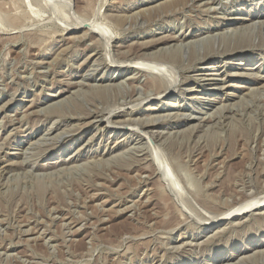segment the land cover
<instances>
[{"label":"rangeland","instance_id":"obj_1","mask_svg":"<svg viewBox=\"0 0 264 264\" xmlns=\"http://www.w3.org/2000/svg\"><path fill=\"white\" fill-rule=\"evenodd\" d=\"M185 1L0 0V264H264V206L214 222L264 197V0Z\"/></svg>","mask_w":264,"mask_h":264},{"label":"bare ground","instance_id":"obj_2","mask_svg":"<svg viewBox=\"0 0 264 264\" xmlns=\"http://www.w3.org/2000/svg\"><path fill=\"white\" fill-rule=\"evenodd\" d=\"M172 1V0H171ZM185 1V0H184ZM189 2H190V0H188ZM200 1V0H199ZM207 1V0H206ZM209 1V0H208ZM186 2V1H185ZM204 2V1H203ZM216 2V1H215ZM171 3V2H170ZM188 3V2H187ZM208 3V2H207ZM218 3V2H217ZM172 4V3H171ZM198 4H199V2H198ZM212 4H213V2H212ZM82 5V4H81ZM158 5V4H157ZM185 5V4H184ZM216 5V4H215ZM171 6V5H170ZM208 6H210V8H211V5H208ZM214 6V5H213ZM158 7V6H157ZM180 7V6H179ZM205 8V7H204ZM214 8V7H213ZM209 10V9H208ZM140 11H141V9H140ZM143 11V10H142ZM159 11V10H158ZM205 11H207V9L205 10ZM134 12V11H133ZM171 12V11H170ZM146 13V12H145ZM141 14V13H140ZM194 14V13H193ZM134 15V14H133ZM138 15V14H137ZM136 15V16H137ZM147 15V14H146ZM146 15H145V17H146ZM6 16V15H5ZM17 18V17H16ZM260 18H264V12H261V13H257V14H253L252 15V18L250 19V18H247V19H245V20H248V21H251V22H256V20H258V19H260ZM83 19V18H82ZM151 19V18H150ZM119 20V19H118ZM144 20V19H143ZM11 22V21H10ZM123 22V21H122ZM94 23V22H93ZM142 23V22H141ZM261 24H264V21H261L260 22ZM70 24V23H69ZM75 24V23H74ZM81 24V23H80ZM83 24V23H82ZM234 24V23H233ZM247 24V23H246ZM245 24V25H246ZM90 25V24H89ZM94 25H96V24H94ZM257 25V24H256ZM75 26H76V24H75ZM75 26H73V27H75ZM239 26H241V25H239ZM242 26H243V24H242ZM92 27H94V26H92ZM100 27V26H99ZM263 27V26H262ZM261 27V28H262ZM18 28V27H17ZM66 28V27H65ZM88 28V27H87ZM96 27H94V29H95ZM89 29V28H88ZM99 29H102V27L101 28H99ZM173 29V28H172ZM96 31L98 30V29H95ZM86 31V30H85ZM98 32H100V31H98ZM109 32V31H108ZM97 33V32H96ZM110 33V32H109ZM94 36H95V34L94 33H92ZM99 34V33H98ZM100 34H102V33H100ZM108 34V33H107ZM208 34V33H207ZM108 35H110V34H108ZM174 35V34H173ZM214 35V34H213ZM101 35H99V37H100ZM103 36V35H102ZM106 36V35H105ZM111 36V35H110ZM209 36H211V35H209ZM202 37V36H201ZM200 37V38H201ZM216 37V36H215ZM84 38L85 37H81V38H79L77 41H79V40H84ZM172 38V37H171ZM203 38H204V36H203ZM49 39V38H48ZM93 39V38H92ZM100 39V38H99ZM185 39H187V38H183L181 41H184ZM189 39V38H188ZM199 39V38H198ZM47 40V39H46ZM103 40H104V36H103ZM170 40H172V39H169V38H167V39H160V40H157L155 43H152L151 45H144V46H142L141 47V50L142 51H144V50H147V49H149L151 46L152 47H154V46H156L157 44H166L167 42H169ZM187 41V40H186ZM196 41V40H195ZM39 42V41H38ZM41 42V41H40ZM74 42H76L75 41V38H71L70 39V41H69V43H74ZM88 42V41H87ZM103 42H105V41H103ZM198 42V41H197ZM171 43V42H170ZM181 43H179V45H180ZM183 44H184V46H185V41L181 44L182 46H183ZM35 45H37V44H35ZM104 45V44H103ZM178 45V44H177ZM105 46V45H104ZM164 46V45H163ZM169 46V45H168ZM174 46V45H173ZM103 48H105V47H103ZM111 48V47H110ZM175 48V47H174ZM108 50V49H107ZM179 51V50H178ZM6 52V51H5ZM108 52V51H107ZM27 53V52H26ZM208 55V54H207ZM211 55V54H210ZM200 56V55H199ZM6 57V56H5ZM57 57V56H56ZM130 57V56H129ZM4 58V57H3ZM91 59V58H90ZM123 59V61H124V58H122ZM142 59V58H141ZM140 59V57L139 56H131V58L128 60V61H135L134 63L132 62V64H133V67L134 68H131V69H134L133 71H136L137 73V75L139 74V77H142V76H145L146 74H147V72H151V70L153 71H158V72H164V70L163 69H160V67L159 66H154V67H146V68H144V67H142L141 66V61L143 62V60H141ZM139 60H141L140 62H139ZM147 61V60H146ZM111 62V61H110ZM125 63H126V61H124ZM136 62H138V64L136 63ZM144 62H145V60H144ZM156 62V61H155ZM154 62V63H155ZM157 62H161V61H157ZM172 62H174V60L172 61ZM4 63V62H3ZM11 63V62H10ZM124 63V64H125ZM151 63V62H150ZM131 64V65H132ZM149 64V63H148ZM174 64L175 65H177L178 64V61H175L174 62ZM182 64V63H181ZM128 65V64H127ZM136 65L138 66V67H136ZM132 67V66H131ZM175 67V66H174ZM173 67V68H174ZM188 67V66H187ZM176 68H177V66H176ZM126 70V69H125ZM129 71V70H128ZM168 70L166 69V72H167ZM132 73H134V72H132ZM168 73V72H167ZM171 73V72H170ZM169 73V74H170ZM173 73H174V71H173ZM135 74V75H136ZM149 76V75H148ZM162 76V75H161ZM160 76V77H161ZM170 76H172L171 74H170ZM29 77V76H28ZM155 77V76H154ZM163 77V76H162ZM85 78V77H84ZM164 79H165V77H163ZM169 78H171V77H169ZM204 78V77H203ZM83 79V78H82ZM88 79H92V78H88ZM112 78H101L100 80L101 81H107V82H115L114 80H111ZM119 79H122V76H117V79L116 80H119ZM131 79H133V80H135V78L134 77H132ZM86 80V79H85ZM99 80V81H100ZM166 80V82L168 83L169 81H167V79H165ZM170 80V79H169ZM175 80H176V78H175ZM84 81V80H83ZM138 82V81H137ZM126 84V83H125ZM168 85H169V83H168ZM149 86V85H148ZM101 87V86H100ZM133 88L134 89H143V91H145V92H147V91H149L148 89L149 88H147V85L146 84H144V85H141V86H137V85H134L133 86ZM166 89V88H165ZM140 91V90H139ZM135 92H137V91H135ZM149 93V92H148ZM141 94V93H140ZM139 94V95H140ZM154 94H156V93H153V96H154ZM158 94V93H157ZM159 94H160V92H159ZM138 95V96H139ZM148 96V95H147ZM157 96V95H156ZM159 96V95H158ZM146 97V96H145ZM127 98V97H126ZM143 98V97H142ZM142 98H140V99H142ZM145 99V98H144ZM202 99V98H201ZM210 100H212L213 98H209ZM129 102V101H128ZM134 102V101H133ZM138 102V101H137ZM141 102V101H140ZM130 103V102H129ZM169 104V103H168ZM126 106V105H125ZM133 106V105H132ZM123 107V106H122ZM89 108V107H88ZM133 107H131V109H132ZM112 109H114V108H112ZM115 110V109H114ZM99 111V110H98ZM161 111H164V110H161ZM112 112V111H111ZM108 113V112H107ZM192 114V113H191ZM190 114V115H191ZM184 115V114H183ZM93 116V119L90 121V123L91 124H95V123H97V121H99V120H101V119H103V116L101 117V115L99 114V112H96L94 115H92ZM180 116V115H179ZM182 116V115H181ZM188 116V115H187ZM167 117V116H166ZM157 118H159V117H157ZM157 118H155V119H157ZM170 118V117H169ZM188 118V117H187ZM97 119H99V120H97ZM111 123V122H110ZM114 123V122H113ZM112 123V124H113ZM109 124V123H108ZM120 124V123H119ZM129 124V123H128ZM160 124V123H159ZM86 125H88V124H86ZM110 125V124H109ZM115 125H116V123H115ZM118 125V124H117ZM157 124H155V123H153V121H148L146 124H142V125H140V132L138 133L137 131V136L139 137V141H138V144H143V145H141L142 147H141V149L143 148V146L146 144V146L147 147H149L148 145H147V142H146V140L148 139V138H150L152 141H154L155 140V142H157L156 141V139L157 138H160V136H159V134H156V132H154V131H152V130H154L153 128L156 126ZM122 126V125H121ZM133 128V127H132ZM148 129H152L151 131H148ZM132 130V129H131ZM136 130V129H135ZM149 134H148V133ZM63 134V133H62ZM147 135H149L148 137H147ZM60 137H62V135L60 136ZM122 137V136H121ZM124 140H127V138L125 137L123 140H121L120 142H122V141H124ZM149 140V139H148ZM120 142H118V143H120ZM154 142V143H155ZM145 143V144H144ZM131 145L132 144H137L136 142H131L130 143ZM157 144V143H156ZM160 144V143H159ZM262 144V143H261ZM158 145V144H157ZM147 147H145V148H147ZM145 148H144V150H145ZM157 148V147H156ZM134 149V148H133ZM149 149V150H148ZM148 149H146L147 150V152H143V151H141V152H143V154L142 155H140V156H137L136 158H135V165L137 164V166L138 165H142L141 167H142V170H146V167L148 166V162H151V163H149L150 164V167H152V169H151V172H149L148 174H150V175H153L154 173H155V170H159L158 168V166H160V165H154L153 163H152V161H150V159L148 160V158H149V156H150V154H148V152L150 151V147L148 148ZM161 149V148H160ZM176 149V148H175ZM262 149H264V148H262ZM114 149H112V148H109V152H112ZM151 151H152V153H153V155H154V153H156L155 155H154V157H155V159H156V157L158 156L157 154V150H155V151H153L152 149H151ZM109 152H108V154H109ZM151 153V152H150ZM157 155V156H156ZM162 155V154H161ZM161 158V157H160ZM156 163H157V161H156ZM162 167V166H161ZM110 168V167H109ZM161 169V168H160ZM147 170H150V169H148L147 168ZM164 170V169H163ZM169 170V169H168ZM1 172H4V170H0ZM112 171V170H111ZM160 172V171H159ZM105 173V172H104ZM144 173V172H143ZM163 173V172H162ZM4 174V173H3ZM160 174V173H159ZM163 175V174H162ZM109 176V175H108ZM99 177V176H98ZM141 177V176H140ZM156 177V176H155ZM162 177V176H161ZM165 177V176H164ZM164 177H162V178H164ZM100 178V177H99ZM148 178V177H147ZM147 178H145V179H147ZM145 179H144V181H145ZM161 179V178H160ZM138 180V179H137ZM167 181H168V179H166ZM144 181L143 182H141V183H144ZM140 182V181H139ZM139 184V183H138ZM165 184V183H164ZM163 184V185H164ZM173 184V183H172ZM176 184V183H175ZM163 185H161V188L163 187ZM100 186V185H99ZM177 186V185H176ZM175 186V187H176ZM75 187V186H74ZM150 188V187H149ZM169 189H170V187H169ZM188 189H189V187H188ZM152 190V189H151ZM93 191H95V190H93ZM146 191H148V190H146ZM164 191V190H163ZM98 192V191H97ZM170 192V191H169ZM175 192V191H174ZM95 193V192H94ZM187 193V192H186ZM248 193V192H247ZM251 193V192H250ZM250 193H248L249 195H250ZM147 194V193H146ZM145 194V195H146ZM163 194V193H162ZM174 194V193H173ZM194 194V193H193ZM93 195L94 194H92V197H93ZM162 196V195H161ZM195 196V195H194ZM193 196V197H194ZM253 196V195H252ZM255 196V195H254ZM165 197H167V198H165ZM165 197L163 198L162 197V201L164 200L165 201V199H168V200H170L169 199V195L168 194H166L165 195ZM199 197V196H198ZM250 197V196H249ZM95 198V197H94ZM144 198V197H143ZM189 198V197H188ZM145 199H147V198H145ZM168 200H166V201H168ZM128 201H130V200H128ZM134 201V200H133ZM145 201V200H144ZM148 201V200H147ZM147 201H145L146 202V204H147ZM214 201V200H213ZM240 201V200H239ZM145 202H141V205H144V203ZM132 203V202H131ZM193 203V202H192ZM133 204V203H132ZM163 204V203H162ZM203 204V203H202ZM51 205V204H50ZM168 205V204H167ZM176 205V204H175ZM174 205V206H175ZM197 205V204H196ZM74 206V205H73ZM125 206V205H124ZM131 206V205H130ZM134 206V205H133ZM164 206V205H163ZM173 206V207H174ZM262 206H264V197H262L261 196V198L260 197H258L257 195H256V197H252L251 199H246L245 200V198L243 199V200H241V202H239V203H236L235 205H232L231 207H230V205H229V208H226V210H224V212H218V214H219V217H217V218H215V223H220L221 221H224V222H226L227 220L228 221H230V220H232L233 218H238V217H240V216H243L244 214H246L247 212H249L250 210H247V209H249V208H253V209H256V208H260V207H262ZM57 207V206H56ZM101 207V206H100ZM128 207V206H127ZM137 207H139V206H137ZM171 207V205L169 206V208ZM172 207V208H173ZM180 207V206H179ZM54 208V207H53ZM126 208V207H125ZM132 208V207H131ZM134 208V207H133ZM135 208H136V206H135ZM168 208V207H167ZM166 208V209H167ZM168 208V209H169ZM171 208V209H172ZM56 209V208H55ZM120 209V208H119ZM126 209H130L129 207L128 208H126ZM182 209V208H181ZM263 209V208H262ZM27 210V209H26ZM117 210V209H116ZM123 210H124V208H123ZM257 210V209H256ZM53 211L54 212H57V210H54L53 209ZM122 211V210H121ZM132 211V210H131ZM165 211V210H164ZM152 212V211H151ZM166 213H163L162 215H163V220H166V221H170L169 222V224L167 225L166 224V226H168L167 228H165V227H161L163 230H168V231H166V232H169V230H171V229H175L176 227H178V226H180V225H183V224H185V220H182V219H180V220H178V218H176V216H175V211L173 212V211H170V210H166L165 211ZM28 213V212H27ZM36 213V212H35ZM102 213V212H101ZM215 212H213V214H214ZM160 214V213H159ZM211 214H212V212H211ZM216 214V213H215ZM40 215V214H39ZM50 215V214H49ZM156 215V214H155ZM206 215V214H205ZM48 216V215H47ZM65 216V215H64ZM137 216V215H136ZM173 216V217H172ZM184 216V215H183ZM161 217V216H160ZM211 217V216H210ZM23 218V217H22ZM83 218V217H82ZM172 218H174V219H172ZM208 218V217H207ZM211 218H213V217H211ZM101 219V218H100ZM173 221H172V220ZM188 219V218H187ZM222 219H224V220H222ZM241 219V218H240ZM13 220V219H12ZM140 220V219H139ZM138 220V221H139ZM237 220V219H236ZM40 221V220H39ZM187 221V220H186ZM205 221H207L206 219H205ZM240 221V220H239ZM25 222V221H24ZM90 222V221H89ZM152 222V221H151ZM160 222H162V221H160ZM196 222H197V220H196ZM224 222H223V224H224ZM214 223V224H215ZM75 223H72V222H70V223H66L65 225L67 226V227H69V225H74ZM82 224V223H81ZM161 224V223H160ZM230 224V223H229ZM32 225V226H31ZM39 225V224H38ZM165 225V224H164ZM25 226H27L29 229V231L28 230H25V231H28V232H30V234L27 232V234H29V235H35V237H37V239H42V240H44L45 239V234H44V232L45 231H43V233L42 232H40V229L38 228V226H37V223H36V225H34V223H31V222H26V224H25ZM221 226H223V225H221ZM226 226V225H225ZM220 227V226H219ZM77 228V227H76ZM1 229V228H0ZM22 229V228H21ZM69 229H70V227H69ZM219 229V228H218ZM18 230V229H17ZM77 230V229H76ZM223 230V229H222ZM231 230V229H230ZM24 231V232H25ZM66 231V230H65ZM72 231V230H71ZM159 231V230H158ZM220 231V230H219ZM1 232V231H0ZM22 232V231H21ZM26 233V232H25ZM73 233V232H72ZM17 234V233H16ZM216 234V233H215ZM50 235V234H49ZM128 236V235H127ZM213 236V235H212ZM34 237V238H35ZM124 237V236H123ZM129 237V236H128ZM211 237V236H210ZM210 237L208 238V239H210ZM31 238V237H30ZM121 238H122V235H121ZM131 238H132V236H131ZM187 238V239H186ZM186 240L187 241H185V240H183V242H181V245L180 246H182L183 244H184V241L185 242H187L188 243V241H192V240H194V239H198L199 237H198V234L197 235H187L186 236ZM128 239V238H127ZM28 240V239H27ZM32 240H36V238L35 239H32ZM205 240H207V239H205ZM47 241V240H46ZM208 241V240H207ZM209 241H211V240H209ZM17 242V241H16ZM42 242V241H41ZM45 242V241H44ZM203 242V241H202ZM46 243V242H45ZM192 243H193V241H192ZM192 243H191V245H192ZM263 244H264V242H262ZM262 243H260L261 245H262ZM190 244V243H189ZM188 244V245H189ZM260 244H259V246H260ZM190 245V246H191ZM196 245V244H195ZM176 248H179L178 246H176ZM175 248V249H176ZM191 250V249H190ZM89 252V251H88ZM247 253V252H246ZM226 254V253H225ZM240 254V253H239ZM236 256H238V252L236 253H231V255H229L227 258L229 259L230 257H231V259L230 260H232V259H234V258H236ZM228 259H225V261H226V264L230 261V260H228ZM28 260V259H27ZM220 263V262H219Z\"/></svg>","mask_w":264,"mask_h":264}]
</instances>
